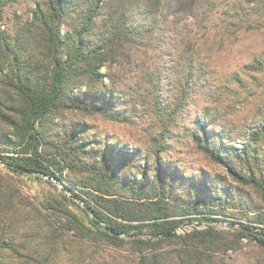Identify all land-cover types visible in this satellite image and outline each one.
Here are the masks:
<instances>
[{
	"label": "trees",
	"instance_id": "16d2710c",
	"mask_svg": "<svg viewBox=\"0 0 264 264\" xmlns=\"http://www.w3.org/2000/svg\"><path fill=\"white\" fill-rule=\"evenodd\" d=\"M15 3L19 8L4 17ZM220 4L0 0V163L16 174L43 178L15 166L48 174L66 190L37 202L0 174V232L7 225L19 239L0 240V264H53L70 253L72 241L75 264L103 263L85 259L89 242L128 247L133 264H236L227 253L244 239L256 246L245 264H264V236L217 225L232 217L231 224L264 231V121L236 135L246 140L234 151L229 131L208 134L211 122L195 115L185 125L187 147L224 172L170 153L187 106L206 82L203 58L211 56L203 57L208 39L201 44L190 25L204 35ZM250 5L263 0H243L242 7ZM222 36L207 49L222 46ZM244 67L264 73V55ZM146 115L134 147L91 123L101 118L132 131ZM193 223L206 226L171 234Z\"/></svg>",
	"mask_w": 264,
	"mask_h": 264
},
{
	"label": "rangeland",
	"instance_id": "374dc122",
	"mask_svg": "<svg viewBox=\"0 0 264 264\" xmlns=\"http://www.w3.org/2000/svg\"><path fill=\"white\" fill-rule=\"evenodd\" d=\"M242 5L243 0H221L220 6L211 13L210 19L207 21V29L204 35H201V30L196 32L195 27L190 25L192 29L190 35L197 33L201 44L204 38L208 39L206 45L202 44L201 46L203 57H206L205 54L208 53L211 56L210 58H203L204 61H208L204 76L206 82L199 86L198 93L195 94L192 103L187 106L186 123L183 120L180 122L175 130V138L171 139L170 145V153L173 156L179 159L181 157L182 160L193 161L195 165L203 166L215 172H224V170L207 161L206 158L185 144V141L188 140V136L185 134V125L191 122L192 117L195 115L201 123L211 122L208 127V134L222 130L229 131L235 138L229 143L233 151L240 149L239 147L246 140V137H236V135L242 131H248L250 127H257L264 121V73L250 74L244 67L252 61L253 56L260 58L261 55H264L262 54L264 53V0L262 6L250 5L252 8H247L246 6L242 7ZM18 8L19 5L16 3L6 6L3 16L11 17L12 12ZM241 16H244L251 24L249 29H246L248 28L246 27L247 23L241 20L237 21V18ZM7 22L9 21L7 20ZM230 22L236 23V25H232ZM229 29H234L236 38L233 35H227ZM221 34H223L222 39L224 41L222 46L215 43L214 49H207L206 46L213 45L212 41L219 40ZM101 71L105 74L106 68L102 67ZM104 79L107 81L106 77ZM204 109L208 111V120L205 119L202 112ZM91 121L97 125L98 130L111 133V135L123 139L129 147H134L133 143L138 142L135 141V138L141 137L136 129L142 125H147L150 116L137 117L135 128L132 131L129 130L128 125L121 122H106L101 118H95ZM217 141L213 140L212 143L215 144ZM0 174L12 176L18 182L23 194L37 202L44 201L46 198L59 197V193L62 192L56 184L46 178L39 179L25 174L12 173L2 163H0ZM70 207L81 213L75 205L71 204ZM226 219L227 221L222 223H230L229 220L232 217H226ZM4 227L0 232V240L4 243L17 242L19 239L15 237V233L9 230L7 225ZM189 229L190 227H186L187 231ZM91 243L89 242L87 243L88 246H85V259L89 256H97L100 261H103V263L100 262L101 264H133L132 257L134 254L129 253L128 247L93 246ZM76 247L77 243L72 241L71 246H69L71 248L70 253L60 254L53 264H75L78 260ZM255 247L254 242L251 243L244 239L240 250L228 251L227 254L233 256L236 264H245L246 257L251 254ZM8 253L10 252L8 251Z\"/></svg>",
	"mask_w": 264,
	"mask_h": 264
},
{
	"label": "water",
	"instance_id": "95a60500",
	"mask_svg": "<svg viewBox=\"0 0 264 264\" xmlns=\"http://www.w3.org/2000/svg\"><path fill=\"white\" fill-rule=\"evenodd\" d=\"M0 160H2V158ZM15 167H17L19 170H21V171H23L25 173H33V174L39 175V176H41L43 178H46L47 180H49L52 183L56 184V186H58L62 192H66L64 187L61 186V184L58 181L54 180L48 174L34 172V171H31L29 169H26V168H23V167H19V166H15ZM217 225H223V226H226V227L240 228V229H244V230H247L249 232H252L254 234H257V235H260V236H264V231H262L260 229L253 228V227H249V226H243V225H237V224H231V223H222V222H218ZM204 226H206L205 223H193V224H189V225H185V226H180L177 229H175L171 234H176V233H179L180 231L183 232L184 230H186V227H190V229H192V228H195V227H204ZM105 230H107V231H109V232H111L113 234L126 237L125 235H123V234L119 233L118 231L114 230L113 228H105ZM142 237H145V235H142ZM158 237H160V236H158Z\"/></svg>",
	"mask_w": 264,
	"mask_h": 264
}]
</instances>
